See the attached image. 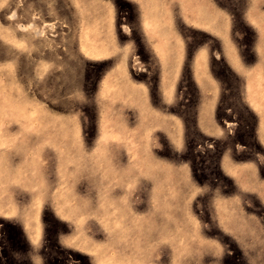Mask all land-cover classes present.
I'll list each match as a JSON object with an SVG mask.
<instances>
[{"label": "rangeland", "instance_id": "1", "mask_svg": "<svg viewBox=\"0 0 264 264\" xmlns=\"http://www.w3.org/2000/svg\"><path fill=\"white\" fill-rule=\"evenodd\" d=\"M195 1L0 0V264H264V0Z\"/></svg>", "mask_w": 264, "mask_h": 264}, {"label": "bare ground", "instance_id": "2", "mask_svg": "<svg viewBox=\"0 0 264 264\" xmlns=\"http://www.w3.org/2000/svg\"><path fill=\"white\" fill-rule=\"evenodd\" d=\"M82 1L84 2L85 0H82ZM194 1H195V0H194ZM78 2H79V1H78ZM195 2H196V1H195ZM90 3H92V2H89V4H90ZM197 3H198V2H197ZM89 4H88V5H89ZM92 4H93V3H92ZM198 4H199V3H198ZM90 5H91V4H90ZM93 5L95 6V4H93ZM201 5H202V4H201ZM131 6H132V5H131ZM132 7H133V6H132ZM132 7H131V8H132ZM195 7H197V6H195ZM205 7H208V6L206 5V6H204V8H205ZM245 7H246V6H245ZM83 8H84V7H83ZM85 8H86V7H85ZM85 8H84V9H85ZM133 8H134V7H133ZM159 8H160V6H159ZM197 8H198V7H197ZM47 9H48V8H47ZM84 9H83V10H84ZM86 9H87V8H86ZM88 9H89V8H88ZM61 10H62V9H61ZM160 10H162V9H160ZM199 10H200V9H199ZM202 10H203V9L200 10L201 13H202ZM204 10H205V9H204ZM204 10H203V11H204ZM195 12H196V11H195ZM208 12H209V11H208ZM161 14H162V12H161ZM209 14H211V13H209ZM83 15H84V14H83ZM105 15H106V14H105ZM139 15L141 16L142 13L139 14ZM139 15H138V16H139ZM200 15H201V14H200ZM212 15H213V14H212ZM212 15H210V17H211ZM214 15H215V14H214ZM214 15H213V16H214ZM70 16H71V15H70ZM133 16H134V15H133ZM215 16H216V15H215ZM136 17H137V16H136ZM141 17H142V16H141ZM141 17H140V18H141ZM194 17H195V16H194ZM194 17H193V18H194ZM142 18H143V17H142ZM142 18H141V19H142ZM144 18H145V17H144ZM67 19H68V18H67ZM167 19H168V18H167ZM196 19H200V18L198 17V18H196ZM201 19H202V18H201ZM201 19H200V21H201ZM205 19H206V17H204V21H205ZM208 19H209V18H208ZM144 20H145V19H144ZM148 20H150V19H148ZM71 21H72V20H71ZM152 21H153V19H152ZM162 21H163V20H162ZM164 21H165V23L168 25V23L166 22V19H165ZM164 21H163V23H164ZM198 21H199V20H198ZM200 21H199L198 23H200ZM77 22H78V21H77ZM148 22H149V21H148ZM168 22H169V21H168ZM195 22L197 23L196 20H195ZM163 23H162V24H163ZM208 23H211V22H209V20H208ZM77 24H78V23H77ZM145 24H146V23H145ZM162 24H161V27L163 26ZM172 24H173V23H172ZM211 24H212V23H211ZM211 24H210V26H212ZM208 25H209V24H208ZM208 25H207V26H208ZM77 26H78V25H77ZM102 26H103V25H102ZM106 26H107V25H106ZM168 27H169V25H168ZM77 28H78V27H77ZM79 28H80V27H79ZM164 28H165V27H164ZM172 28H173V27H172ZM206 28H207V27H206ZM217 28H218V27H217ZM110 29H111V28H110ZM210 29H211V28H210ZM214 29H215V28H214ZM106 30H107V29H106ZM159 30H160V29H158V31H159ZM161 30H162V29H161ZM172 30H173V29H172ZM78 31H79V30H77L74 39H75L76 44H77L76 46H78V48H79V47L81 48V45H80V43H79V42H80V38H78V36H79V35H78ZM101 31H102V30H101ZM0 32H1V29H0ZM112 32H113V31H112ZM164 32H165V31H164ZM97 33H98V32H97ZM101 33H102V32H101ZM113 33H114V32H113ZM162 33H163V32L161 31V33H159V34H162ZM167 33H168V30H167ZM95 34H96V33H95ZM164 34H165V33H163V35H164ZM216 34H217V33H216ZM219 34H220V33H219ZM96 35H97V34H96ZM101 35H102V34H101ZM109 35H110V34H109ZM167 35H168V34H167ZM167 35H166L165 37H167ZM217 35H218V34H217ZM112 36L114 37L115 34H114V35L112 34ZM160 36H162V35H160ZM8 37H9V36H8ZM93 37H94V35H93ZM113 37H112L111 39H108L107 37H104V34H103V36H102V38H101L102 41H103V42H102V46H104L106 49H108V47H109V45H110V46L112 47V49L114 48V50H115L116 47H114V46H118V45L116 44V43H117V42H116V41H117V40H116L117 37H116L115 39H114ZM141 38H142V37H141ZM175 38H177V37L175 36ZM9 39H10V41H14V40H15V37L11 36ZM95 39H96V38H95ZM95 39H94V40H95ZM98 40H99V39H98ZM91 41H92V40H91ZM96 41H97V40H96ZM15 42H16V41H14V43H15ZM108 42H109V43H108ZM168 42H169V41H168ZM14 43H12V44H14ZM17 43H18V42H17ZM82 44H83V43H82ZM219 44H220V43H219ZM99 45H100V44H99ZM177 45H178V43H177ZM24 46H25V43H24ZM86 46H88V45H86ZM156 46H157V45H156ZM156 46H155V47H156ZM158 46H159V45H158ZM163 46H164V44H163ZM93 47H94V46H93ZM104 47H103V48H104ZM111 47H110V48H111ZM88 48H89V47H88ZM153 48H154V47H153ZM118 50H119V49H118ZM154 50H155V49H154ZM158 50H159V49H158ZM172 50H173V49H172ZM111 51H112V50H111ZM116 51H117V50H116ZM116 51H114V52H116ZM121 51H122V50H121ZM123 51H124V50H123ZM81 52H82L84 55H87V56L89 55V54L87 53L86 50H85V53H84V52L82 51V48H81ZM117 52H118V51H117ZM131 52H132V51H131ZM164 52H165V51H164ZM198 52H199V51H198ZM111 53H112V52H110V54H111ZM118 53H119V52H118ZM195 53H196V52H195ZM114 54H115V53H114ZM199 54H200V53H199ZM115 55H116V54H115ZM161 55H162V54H161ZM197 55H198V54H197ZM107 56H108V53H107ZM195 56H196V55H195ZM121 57H122V56H121ZM112 58H113V57H112ZM179 58H180V57H179ZM196 58H197V57H196ZM172 59H174V61H173L172 63L175 64L174 62H175L176 58H171V60H172ZM197 59H198V58H197ZM98 60H99V59H98ZM112 60H113V59H112ZM120 60H121V58H120ZM108 61H109V60H108ZM115 61H116V60H115ZM118 61H119V60H118ZM118 61H117V62H118ZM169 61H170V59H169ZM169 61H167V62H169ZM197 61H199V60H197ZM201 61H202V60H201ZM203 61H204V60H203ZM160 62H161V61H160ZM170 62H171V61H170ZM125 63H126V62H125ZM197 63H198V62H197ZM72 64H73V63H72ZM72 64H71V65H72ZM109 64H110V63H109ZM118 64H119V63H118ZM118 64H117V65H118ZM121 64H122V61H121ZM194 64H195V63H194ZM199 64H200V63H198V65H199ZM121 66H122V65H121ZM170 66H171V68H172L173 65H170ZM101 67H102V65H101ZM111 67H112V65H111ZM116 67L119 68L120 66L118 65V66H116ZM116 67L114 66L115 69H116ZM122 67H124V64H123ZM162 67H163V66H162ZM199 67H200V65H199ZM2 68H3V67H2ZM112 69H113V68H112ZM112 69H110V71H112ZM169 69H170V68H169ZM117 70H118V69H116V71H117ZM194 70H195V69H194ZM120 71H122V70L120 69ZM123 71H124V69H123ZM203 71H204V69H203ZM202 73H203V72H202ZM7 74H8V73H7ZM82 74H83V73H82ZM119 75H121V74L119 73ZM152 75H153V74H152ZM82 76H83V82H85V84H86V82L89 83L90 73H89V76L86 75V74H83ZM82 76H81V77H82ZM159 76H160V75H159ZM78 77H79V76H78ZM93 77H94V75L91 74V78H93ZM194 77H196V76H194ZM66 79H67V78H66ZM70 79H72V76H71ZM70 79H69V81H70ZM90 80H91V79H90ZM195 80H196V79H195ZM104 81H105V80H104ZM104 81H103V82H104ZM238 81H239V80H238ZM96 82H97V81H96ZM99 82H100V81H99ZM101 82H102V80H101ZM88 83H87V84H88ZM73 84H74V83H73ZM75 84H76V83H75ZM82 85H83V84H82ZM94 85H95V84H94ZM96 85H97V84H96ZM16 87H17V86H16ZM8 89H9V88H8ZM97 90H98V89H97ZM15 91H17V90H15ZM96 93H98V92H96ZM11 94H12V93H11ZM8 95H9V94H8ZM96 95H97V94H96ZM101 96H102V95H101ZM93 97H94V96H93ZM98 100H99V99H98ZM13 101H15V100H13ZM15 102H16V101H15ZM22 102H23V101H22ZM24 102H25V101H24ZM24 102H23V103H24ZM12 103H13V102H11V104H12ZM17 104H18V103H17ZM17 104H16V105H17ZM25 104H27V103L25 102ZM96 104H97V103H96ZM201 104H202V103H201ZM8 106L10 107L11 105H8ZM12 106H13V105H12ZM12 106H11V108H12ZM17 106H18V105H17ZM19 106H21V105H19ZM13 107H14V106H13ZM11 108H10V109H11ZM15 108H16V110H17V107H15ZM19 108H20V107H19ZM24 108H25V107H24ZM5 109H6V108H5ZM71 109H72V108H71ZM8 110H9V109H8ZM12 111H13V110H12ZM17 112H18V111H17ZM73 113H74V112H73ZM92 114H93V113H92ZM93 115H94V114H93ZM43 118H45V116H43ZM91 118H92V117H91ZM93 118H94V117H93ZM40 119H41V118H40ZM262 119H263V118H262ZM16 120H17V119H16ZM42 120H43V119H42ZM260 121H262V120H260ZM107 122H108V121H107ZM40 123H41V122H40ZM259 123H260V122H259ZM44 124L46 125V123H44ZM42 125H43V121H42ZM257 125H258V122H257ZM259 125H260V124H259ZM43 126H44V125H43ZM48 126H49V125H48ZM44 127H45V126H44ZM244 127H245V125H244ZM248 127H249V126H248ZM41 128H42V127H41ZM247 129H248V128H247ZM40 130H41V129H40ZM255 130H256V129H255ZM251 131H252V130H251ZM256 131H257V130H256ZM253 132H254V131H253ZM250 133H251V132H250ZM254 133H255V132H254ZM259 141H260V140H259ZM166 171H167V170H166ZM251 231H252V230H251Z\"/></svg>", "mask_w": 264, "mask_h": 264}]
</instances>
